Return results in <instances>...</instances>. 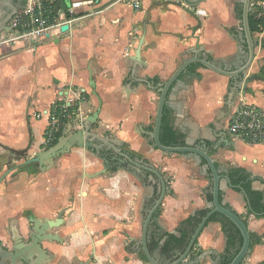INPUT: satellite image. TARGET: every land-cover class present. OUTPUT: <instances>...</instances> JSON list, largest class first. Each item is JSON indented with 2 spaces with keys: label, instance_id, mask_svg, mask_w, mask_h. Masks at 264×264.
Wrapping results in <instances>:
<instances>
[{
  "label": "crops",
  "instance_id": "0c3cea01",
  "mask_svg": "<svg viewBox=\"0 0 264 264\" xmlns=\"http://www.w3.org/2000/svg\"><path fill=\"white\" fill-rule=\"evenodd\" d=\"M133 1L70 0L68 13H57L60 26L24 46L4 42L6 33L0 34V175L24 156L48 148L43 111L68 89H83L87 95L80 111L88 116L99 108L91 131L118 139L126 152L160 168L168 180L169 192L148 227L150 251L158 246L164 252L171 245L166 244L168 235H179L183 220L208 209L210 177L184 154L152 147L143 130L154 126L159 93L139 80L153 85L168 80L192 56L196 42L202 47L200 56L227 70L240 66L247 50L241 9L237 13L234 0H205L195 7L178 0H138L139 8ZM64 24L68 27L61 31ZM143 33L141 63L134 64ZM252 37L255 54L246 73L259 78L245 94L232 90L228 76L193 62L172 83L164 106L183 145L205 144L222 175L232 166L245 168L255 177L252 189L264 196V143L247 144L226 128L239 98L264 111V27ZM103 164L93 150L74 146L45 170L38 164L12 170L0 182V239L6 238L8 225L25 231L32 216L54 219L65 209L63 222L48 230L61 240L44 242L52 255L47 264H74V259L75 264L88 259V264H151L141 258L135 242L156 186L147 171L136 175L114 164L98 173ZM219 194L245 220L248 231L261 236L243 264H264V215L249 214L243 191L224 178ZM192 250L191 256L200 251L199 264H214L226 255L220 223L208 222Z\"/></svg>",
  "mask_w": 264,
  "mask_h": 264
},
{
  "label": "water",
  "instance_id": "95a60500",
  "mask_svg": "<svg viewBox=\"0 0 264 264\" xmlns=\"http://www.w3.org/2000/svg\"><path fill=\"white\" fill-rule=\"evenodd\" d=\"M53 4V10L55 14L59 10H62L64 13H68L70 8V0H47ZM183 5L186 7H195L199 3L205 0H181ZM25 0H0V34L2 32H9L12 29V25L8 24L12 16L21 8L24 7ZM251 10V0H242L241 3V23L243 29V35L246 42L247 56L245 61L238 67L233 70H227L222 67L217 66L210 59L200 56L202 47L198 42H196L195 47L191 49L192 56L185 59L178 68L172 73L168 80L164 82H159L156 85H153L146 79H140L139 81L146 83L150 89H154L159 93V98L156 107L154 126L151 130H143L144 134L147 135L152 147L160 150L163 153H181L184 154L187 158L193 159L196 165H201L203 169L210 175V187L209 192L212 196L210 205L208 209L205 210L204 214L200 215L198 221L196 222L194 228L187 241L182 245L181 250L177 251V245H170L167 251H164L163 257H159V248L156 251H150L148 247V237H149V224L152 221V218L163 199V197L169 192L168 190V180L163 177L160 172V168L153 167L149 163L144 162L136 156L131 155L129 152H125L121 148V144L118 139L110 137L108 135H99L94 131H91L92 123H94L98 116V109L91 113L90 115L84 117L81 121V127L77 129H72V125H69L67 128L66 134L58 138V141L48 147L47 149L36 152L31 156H24L22 162L9 167L2 175L0 176V182L6 177L9 172L14 169L24 167L29 164H38L39 168L42 170L47 169L52 165V160L54 157L66 153L70 150L71 147L78 146L84 149H91L94 151V154L101 158L104 162L103 169L100 172H105L110 167L107 160L104 156L101 155V151H112L116 155V164L119 166L125 167L126 170L130 171L137 175V173H142V171L149 172L148 178L156 186L154 200L145 213V216L142 221V230L140 240L136 241L139 250H141L146 256L147 260L151 264H199L200 259L202 258L201 254L197 256H191L192 248L195 244V241L198 238V235L207 224L209 217L213 213H219L221 216L228 219L239 231L241 242L238 245L234 256L231 258L228 264H241L244 261V258L250 251L251 239L250 233L247 228V224L244 220L237 215L230 207L226 206L222 201H220V188L221 181L224 178L228 183V186H231L230 180L227 175H222L218 167L214 164L212 158L208 155L205 144H195V145H173L168 146L164 145L159 140V132L161 126V119L163 113V107L165 105L166 97L168 90L170 89L172 83L177 80L178 75L186 69V67L193 62L199 63L208 69L217 72L219 74L228 76L232 79V90L239 89L242 94H245L248 90V84L253 80L259 78L255 75H248L246 72L251 66L254 54L256 41L253 39L249 23H248V14ZM68 27L67 24L61 26V31L66 30ZM196 37V36H195ZM2 38L0 37V41ZM197 40V37H196ZM144 42V33L141 35L138 45L135 49V54L132 57V62L134 64H140V50ZM137 173H136V172ZM97 173V174H98ZM65 209H61L57 216L54 219H40L31 220L34 223V228L41 235L39 240L45 241H60V237L57 233H51L48 230L59 226L63 222V215ZM15 227L16 225H11ZM38 242V241H37ZM23 254H20L16 250L8 252L7 255L10 258L9 264H15L16 260H20L22 264H33V255L30 247L28 246ZM170 256H175L174 260L171 262H164V257L168 258ZM220 257L214 262V264H219ZM89 259L80 262L79 264H88ZM2 264V263H0Z\"/></svg>",
  "mask_w": 264,
  "mask_h": 264
},
{
  "label": "built area",
  "instance_id": "2783aa9c",
  "mask_svg": "<svg viewBox=\"0 0 264 264\" xmlns=\"http://www.w3.org/2000/svg\"><path fill=\"white\" fill-rule=\"evenodd\" d=\"M24 3V7L9 21L12 29L6 32V37L3 38L6 43H20L21 46H24L26 41L36 43L46 38L51 29L60 26L53 4L49 1L25 0ZM133 5L135 8L140 7L138 0L133 1ZM251 5L257 14L264 18V0H251ZM53 13L56 18L51 21L50 16ZM86 95L83 89L70 88L64 96L54 101L49 109L43 111L48 117L44 131L46 144H50L62 128L67 129L69 125H72V129L81 127V121L86 116L80 111L79 103L85 101ZM226 128L233 138L247 144L264 143V111L259 106L247 103L243 97L239 98Z\"/></svg>",
  "mask_w": 264,
  "mask_h": 264
},
{
  "label": "trees",
  "instance_id": "16d2710c",
  "mask_svg": "<svg viewBox=\"0 0 264 264\" xmlns=\"http://www.w3.org/2000/svg\"><path fill=\"white\" fill-rule=\"evenodd\" d=\"M240 13H241V10H240ZM54 18H56V15L53 13L50 16V20L52 21V20H54ZM248 23H249V28H250L252 35L257 33V32H261L263 27H264V18L257 14V12L253 9V5H251V10L248 14ZM152 82L154 84H156L158 82V79L152 78ZM166 112H167V109L164 106L163 107V113H162V119H161L160 132H159L160 142L162 144L168 145V146L183 145V142L180 141L179 136L176 134V132L169 125L167 118H166ZM64 129L62 128L59 131L56 138L50 144H48L47 147L54 145L58 141V138L62 136ZM227 176L230 180L231 186L235 190L243 191V193L245 195V199H246L247 212L249 214H253L256 217L263 216L264 215V196H263V193H262V191L253 190L252 186H251L252 181L255 179V177H252L251 173L248 172L245 168L234 167V166L228 168ZM209 177H210V175H209ZM208 199L211 201V199H212L211 194L208 195ZM204 212H205V210H201L198 212V214H196L194 216H189L188 218L183 220L179 225V229H178L179 235L169 234L166 244L167 245L184 244L187 241L189 234L191 233L192 229L194 228L196 222L198 221L199 216L204 214ZM210 221L219 222L222 231L226 234V255H224L220 258L219 264H228L236 252V250H233V252H229L230 248L236 247L237 243L239 245L241 242L240 233H239L238 229L228 219L221 216L219 213H213L209 217L208 222H210ZM244 222H245V220H244ZM250 239H251L250 248L254 244L261 242V236H255L253 233H250ZM157 242H155L154 244H157ZM195 244H196V241H195ZM227 252L229 253L228 255H227ZM199 253H200V251H197L195 254H199ZM139 255L141 256V258L143 260L148 261L146 256L144 255V253L142 251L139 252ZM241 264H243V263H241Z\"/></svg>",
  "mask_w": 264,
  "mask_h": 264
},
{
  "label": "flooded vegetation",
  "instance_id": "af4514ba",
  "mask_svg": "<svg viewBox=\"0 0 264 264\" xmlns=\"http://www.w3.org/2000/svg\"><path fill=\"white\" fill-rule=\"evenodd\" d=\"M122 150L125 151L123 148ZM101 155L105 157L109 166H113L114 164H116V158H115L116 155L112 151L102 150ZM153 218H155V214ZM36 219H37L36 217L32 216V220H36ZM40 236L41 235L37 232V230H35L34 223L32 221L27 220V226L25 228V231H20L19 229H16L15 227L8 225L6 238L0 239V263L2 264L10 263V258L8 257L7 253L11 252L13 249L19 252L20 254H23L22 251H24L29 246L32 253H34L33 264H47L48 259L52 258V255H50L49 250L44 246V242H48V241L41 239L39 240ZM157 248H159L158 256L161 257L162 255H164V252L158 246H156L155 249L152 251L155 252ZM174 258L175 256H170L166 258L164 262L167 263L171 262L174 260ZM15 264H22V263L20 262V260H16Z\"/></svg>",
  "mask_w": 264,
  "mask_h": 264
},
{
  "label": "rangeland",
  "instance_id": "374dc122",
  "mask_svg": "<svg viewBox=\"0 0 264 264\" xmlns=\"http://www.w3.org/2000/svg\"><path fill=\"white\" fill-rule=\"evenodd\" d=\"M233 3H237V4H238V5L236 4V5H237L236 7L238 8V9H237V13H239L238 10L241 9V3H242V0H234ZM234 5H235V4H234ZM73 261H74V264H75L77 260L74 259Z\"/></svg>",
  "mask_w": 264,
  "mask_h": 264
}]
</instances>
